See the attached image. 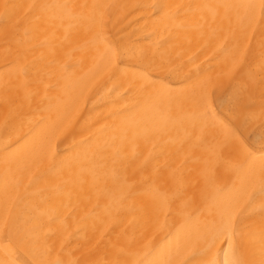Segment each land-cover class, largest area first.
I'll return each instance as SVG.
<instances>
[{
  "label": "bare ground",
  "instance_id": "bare-ground-1",
  "mask_svg": "<svg viewBox=\"0 0 264 264\" xmlns=\"http://www.w3.org/2000/svg\"><path fill=\"white\" fill-rule=\"evenodd\" d=\"M261 132L264 0H0V264H264Z\"/></svg>",
  "mask_w": 264,
  "mask_h": 264
},
{
  "label": "rangeland",
  "instance_id": "rangeland-1",
  "mask_svg": "<svg viewBox=\"0 0 264 264\" xmlns=\"http://www.w3.org/2000/svg\"><path fill=\"white\" fill-rule=\"evenodd\" d=\"M213 106L216 107L215 99H212ZM229 127L231 129V134L238 136L240 139L248 142L252 139V130L245 128V121L241 120L236 123L233 120H228Z\"/></svg>",
  "mask_w": 264,
  "mask_h": 264
},
{
  "label": "snow or ice",
  "instance_id": "snow-or-ice-1",
  "mask_svg": "<svg viewBox=\"0 0 264 264\" xmlns=\"http://www.w3.org/2000/svg\"><path fill=\"white\" fill-rule=\"evenodd\" d=\"M259 139L261 140V142H264V132L260 133ZM147 264H154V262L153 261H148ZM213 264H220V262L219 261H214ZM223 264H228L227 260H225L223 262Z\"/></svg>",
  "mask_w": 264,
  "mask_h": 264
}]
</instances>
